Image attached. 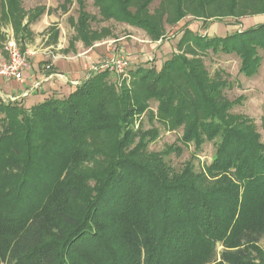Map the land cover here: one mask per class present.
Returning <instances> with one entry per match:
<instances>
[{
  "label": "trees",
  "instance_id": "trees-1",
  "mask_svg": "<svg viewBox=\"0 0 264 264\" xmlns=\"http://www.w3.org/2000/svg\"><path fill=\"white\" fill-rule=\"evenodd\" d=\"M96 1L106 18L161 39L153 0ZM6 4L5 20L17 32L28 28L20 0ZM183 5L177 0L181 17ZM89 19L78 21L87 46ZM181 43L236 54L252 77L264 24L227 37L187 32ZM136 73L134 89L102 71L31 108L0 102V264H264L261 135L229 114L224 85L198 59L174 54L161 71ZM152 98L185 126L186 143L220 140L204 171L187 164L177 172L146 153L157 133L136 123Z\"/></svg>",
  "mask_w": 264,
  "mask_h": 264
},
{
  "label": "rangeland",
  "instance_id": "rangeland-1",
  "mask_svg": "<svg viewBox=\"0 0 264 264\" xmlns=\"http://www.w3.org/2000/svg\"><path fill=\"white\" fill-rule=\"evenodd\" d=\"M183 17L176 12L177 0H153L149 6V14L156 18L162 37L154 41L142 28L126 22L106 18L96 0H20V10L25 13V19L40 17L50 6V14L59 18L65 15V20L71 26L67 39L72 50L89 48L96 44L104 48L108 55L100 54L99 61L105 64L113 82L124 89H134L136 72L141 68L161 71L164 64L174 54L185 55L193 60L202 61L205 70L211 77L220 81L223 97L233 104L229 114L241 117L252 124L261 135L264 144V49L257 54L260 65L256 75L248 77L241 72L242 59L236 54L213 53L193 46V43H181L187 32L195 35L227 37L235 33H243L253 27L264 24V0H238L234 14L226 10L231 0H182ZM58 8V9H55ZM7 10L6 0H0V25L4 28L9 20L3 17ZM5 10V11H6ZM135 11V8H132ZM81 13L90 16L87 34L91 46H87L78 31V21ZM180 17V18H179ZM52 32L56 33L53 27ZM20 32V31H19ZM8 34L0 31V48L7 58L6 44ZM22 33L14 40L19 48L26 53ZM10 39V40H11ZM128 63L123 73H119L115 64L119 61ZM30 62L28 58V63ZM94 66V65H93ZM93 67V73L102 72ZM143 127L144 131L154 130L157 134L146 147L148 155L158 154L175 171H181L187 164L194 167L196 173L204 171L215 159L216 139L205 140L200 148L194 143L184 140L185 126L179 125L172 117H167L161 108V101L152 98L148 101V109L137 120L136 129ZM260 246L264 250V238ZM222 248L219 246L218 251Z\"/></svg>",
  "mask_w": 264,
  "mask_h": 264
},
{
  "label": "crops",
  "instance_id": "crops-1",
  "mask_svg": "<svg viewBox=\"0 0 264 264\" xmlns=\"http://www.w3.org/2000/svg\"><path fill=\"white\" fill-rule=\"evenodd\" d=\"M50 10L48 6L47 11L39 18H24L22 28L31 23L20 32L15 30L11 20L5 28L0 25V31L8 34V40L22 33L25 51L30 60L23 82L0 77V102H19L31 108L54 93L63 97L69 96L90 77L93 67L98 71L106 69L99 58L100 54L108 55L107 50L97 48L96 44L82 49L77 44L78 50H72L73 46L67 39L71 28L69 22L65 20V15L59 18L51 15ZM53 27L56 33L51 31ZM5 59L6 56L0 53V61Z\"/></svg>",
  "mask_w": 264,
  "mask_h": 264
},
{
  "label": "built area",
  "instance_id": "built-area-1",
  "mask_svg": "<svg viewBox=\"0 0 264 264\" xmlns=\"http://www.w3.org/2000/svg\"><path fill=\"white\" fill-rule=\"evenodd\" d=\"M6 52L7 58L0 61V77L6 80L23 82L24 74L29 67L27 53H24L12 39L6 44ZM127 66L128 63L123 60L115 64V68L119 73H123Z\"/></svg>",
  "mask_w": 264,
  "mask_h": 264
}]
</instances>
